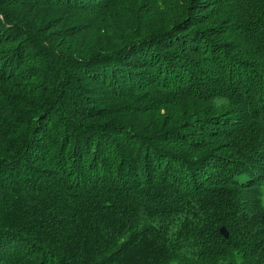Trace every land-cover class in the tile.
<instances>
[{"label":"trees","instance_id":"trees-1","mask_svg":"<svg viewBox=\"0 0 264 264\" xmlns=\"http://www.w3.org/2000/svg\"><path fill=\"white\" fill-rule=\"evenodd\" d=\"M0 264H264V0H0Z\"/></svg>","mask_w":264,"mask_h":264},{"label":"rangeland","instance_id":"rangeland-1","mask_svg":"<svg viewBox=\"0 0 264 264\" xmlns=\"http://www.w3.org/2000/svg\"><path fill=\"white\" fill-rule=\"evenodd\" d=\"M17 15H18L19 17H21L22 20H23L24 17H26V16H24V14H22L20 11L17 12ZM56 15H59V14H58V13H52V14H51V16H53V17L56 16ZM32 17H33V16H32ZM26 18H27V17H26ZM26 18H25L24 21H26ZM38 21H39V20H38ZM29 23H32V22H29ZM35 23H36V22H35ZM32 24H34V23H32ZM81 38L83 39V35L81 36ZM81 38H80V39H81Z\"/></svg>","mask_w":264,"mask_h":264},{"label":"water","instance_id":"water-1","mask_svg":"<svg viewBox=\"0 0 264 264\" xmlns=\"http://www.w3.org/2000/svg\"><path fill=\"white\" fill-rule=\"evenodd\" d=\"M221 234L224 235L226 238L229 237V235H228L227 231L225 230V228L221 229Z\"/></svg>","mask_w":264,"mask_h":264}]
</instances>
